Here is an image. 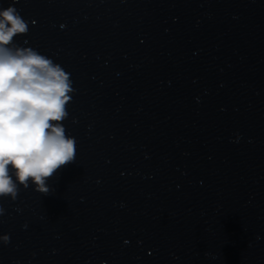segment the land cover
I'll use <instances>...</instances> for the list:
<instances>
[{"label": "clouds", "instance_id": "clouds-1", "mask_svg": "<svg viewBox=\"0 0 264 264\" xmlns=\"http://www.w3.org/2000/svg\"><path fill=\"white\" fill-rule=\"evenodd\" d=\"M28 30L14 4L0 10V197L13 201L19 186L30 183L48 195L47 181L76 158V140L62 124L72 99L70 74L36 50L13 44ZM0 241L7 245L9 235Z\"/></svg>", "mask_w": 264, "mask_h": 264}]
</instances>
